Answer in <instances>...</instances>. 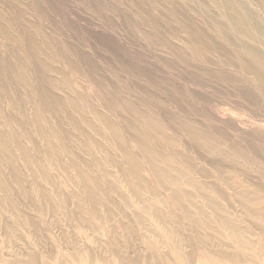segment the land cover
<instances>
[{
    "label": "bare ground",
    "instance_id": "bare-ground-1",
    "mask_svg": "<svg viewBox=\"0 0 264 264\" xmlns=\"http://www.w3.org/2000/svg\"><path fill=\"white\" fill-rule=\"evenodd\" d=\"M7 1L23 35L0 7V51L13 48L0 61L13 113L5 115L1 96L0 264H264V152L256 147L264 124L224 135L212 118L176 111L173 133L123 80L80 75L101 91L107 114L55 67L58 51L22 0ZM221 2L228 29L241 35V65L264 90V0ZM23 49L38 68L23 66ZM184 140L224 169L196 164Z\"/></svg>",
    "mask_w": 264,
    "mask_h": 264
},
{
    "label": "rangeland",
    "instance_id": "rangeland-1",
    "mask_svg": "<svg viewBox=\"0 0 264 264\" xmlns=\"http://www.w3.org/2000/svg\"><path fill=\"white\" fill-rule=\"evenodd\" d=\"M22 2L30 18L37 21L41 28L44 26L42 29L47 36L50 35L48 39L58 51L55 67H61L63 72L68 73L75 90L83 91L84 94L87 91L89 98L93 96V103L99 109L104 108L100 110L107 112L109 109L104 106V100H101V91L80 75L90 73L108 83L117 78L123 80L131 97L143 103L145 108L153 109V112L156 110L153 114L159 116L156 117L173 133L176 129L171 120L176 111L188 115L191 113L198 122L208 123L207 118H212L213 122L209 123L224 135L227 129L241 136H249L254 133L255 126L264 124V90L255 84L254 75L241 65L237 46L241 35L228 29L225 23V13L228 11L221 0ZM0 4L14 24V30L23 35V28L17 22L19 19L16 8L7 0H0ZM251 9L256 10L254 7ZM190 35L194 39L188 41ZM23 50L20 51L23 66L30 68V71L38 68L34 57L26 49ZM12 52L13 48L1 50L0 61L9 58ZM230 76H234L235 81ZM3 79L0 71V98L3 96L1 108L7 116L12 111L3 93L5 89H10V83ZM247 90H250L249 93ZM18 92L23 94L24 88L18 86ZM191 106L202 109L204 114L199 116ZM230 125L234 126V130ZM14 129L17 133L20 132L16 124ZM185 142L186 149L196 164L208 169H211V165L218 169L225 167L220 159L200 154L187 140ZM263 145L264 141L257 139L256 147L262 152ZM136 152L140 155L138 150ZM61 157L66 162L62 153ZM208 174L212 177L219 176L216 169ZM147 176L149 177L148 174ZM253 178L259 180L255 176ZM223 190L225 196H232L231 190ZM226 201L225 204L232 205L234 212H240L235 200Z\"/></svg>",
    "mask_w": 264,
    "mask_h": 264
}]
</instances>
